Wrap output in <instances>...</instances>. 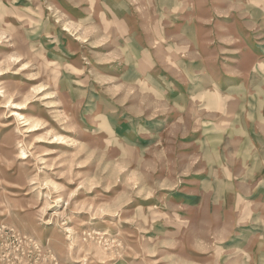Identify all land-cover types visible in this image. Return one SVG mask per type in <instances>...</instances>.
Instances as JSON below:
<instances>
[{
	"label": "clouds",
	"instance_id": "9594fccd",
	"mask_svg": "<svg viewBox=\"0 0 264 264\" xmlns=\"http://www.w3.org/2000/svg\"><path fill=\"white\" fill-rule=\"evenodd\" d=\"M91 2L93 44L107 43L84 57L70 131L97 159L117 135L125 177L137 176L113 181L123 192L111 208L123 240L114 255L122 264H264V0ZM113 12L122 34L107 27ZM32 236L47 237V264L100 258L74 252L70 230L32 212L19 231L0 228V264H28L30 253L44 264Z\"/></svg>",
	"mask_w": 264,
	"mask_h": 264
},
{
	"label": "rangeland",
	"instance_id": "374dc122",
	"mask_svg": "<svg viewBox=\"0 0 264 264\" xmlns=\"http://www.w3.org/2000/svg\"><path fill=\"white\" fill-rule=\"evenodd\" d=\"M96 11L91 0H4L0 6V228L9 234L13 227L19 231L20 221L38 212L72 232L73 239L79 240L74 252L86 247L89 259L100 256L96 264H122L114 253L123 240L110 225L111 208L123 192H117L120 184L113 181L126 179L133 184L137 176L125 177L117 135L113 134L109 151L97 159L78 148L86 142L70 131L86 87L80 83L84 57L90 48L107 43L93 44L96 31L85 23L96 20ZM105 17L109 30L114 27L121 34L127 30L119 13H105ZM103 59L109 62L110 57ZM25 99V108H13V102ZM24 117L38 123L40 130L27 133ZM53 135H61L64 142H34L40 136L49 141ZM22 151L28 158H20ZM65 193H71L70 198ZM31 240L47 264V237ZM36 255H28V264H34Z\"/></svg>",
	"mask_w": 264,
	"mask_h": 264
},
{
	"label": "bare ground",
	"instance_id": "6f19581e",
	"mask_svg": "<svg viewBox=\"0 0 264 264\" xmlns=\"http://www.w3.org/2000/svg\"><path fill=\"white\" fill-rule=\"evenodd\" d=\"M18 60V59H16ZM18 62H20V60H18ZM2 75L1 73V69H0V76ZM27 103V100L25 99V102L23 103H15L13 102V108L15 109H23L25 108V105ZM24 104V105H23ZM21 114H19L18 116H20ZM25 119V122H26V126H27V133H30V132H35L37 130H40V126L38 123H35V121H32L30 119H26V117H24ZM48 137L46 136H40L38 137V139H36L34 142L35 143H48V144H54V143H58V144H61L63 143L64 141V138L61 136V135H53L49 138V141H46ZM22 156L20 157L21 159H26L28 158V156L26 155V152L22 151Z\"/></svg>",
	"mask_w": 264,
	"mask_h": 264
}]
</instances>
